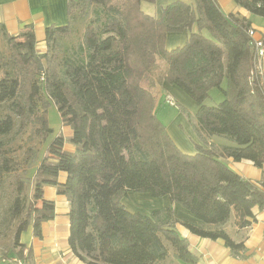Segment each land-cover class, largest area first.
I'll return each mask as SVG.
<instances>
[{"label":"trees","instance_id":"obj_1","mask_svg":"<svg viewBox=\"0 0 264 264\" xmlns=\"http://www.w3.org/2000/svg\"><path fill=\"white\" fill-rule=\"evenodd\" d=\"M232 1L264 18V0ZM154 2L67 0L68 22L45 28L43 53L32 26L12 35L0 24V177H15L7 215L19 220L0 264H34L20 235L31 226L41 238L42 224L54 218V202L43 195L47 185L68 200V245L86 264H155L170 254L196 264L199 256L178 224L246 256L244 241H235L224 226L232 221L240 231L256 221L255 208L264 210L263 184L227 163L264 165V79L252 73L251 22L238 12L224 13L217 0H174L159 17L142 8ZM79 19L85 22L81 41L64 44L60 36L71 34ZM180 32L185 43L167 49V34ZM261 40L264 45V33ZM166 84L197 105L193 153L182 151L157 117ZM214 88L223 99L207 103ZM51 103L71 127L73 150L64 148L61 134L51 140L26 199L18 164L7 154L8 137L16 118L18 130L30 126L46 139ZM213 137L229 145L216 146ZM130 192L167 196L170 204L131 210L124 202Z\"/></svg>","mask_w":264,"mask_h":264},{"label":"crops","instance_id":"obj_2","mask_svg":"<svg viewBox=\"0 0 264 264\" xmlns=\"http://www.w3.org/2000/svg\"><path fill=\"white\" fill-rule=\"evenodd\" d=\"M171 1L174 0H161L162 3L153 8L151 6L146 12L159 17L161 8ZM217 1L224 13L238 12L248 18L251 22V28L256 32L255 37H262L264 33L263 17L250 14L246 9L238 7L232 0ZM67 22V0H0V24L12 35H18L20 32L26 30V26L28 25L32 26L36 38V49L40 53L46 50L45 28L51 25L62 26ZM168 41L172 42V44H176L175 47L181 46L186 41V33L167 34L165 46L167 49H171L167 47ZM0 44H3L1 33ZM173 46L174 45L171 47L174 48ZM174 87L176 86L167 85V92L169 94L174 93L176 98L181 99L183 96H181L180 90ZM62 131L67 132L69 140L72 135L71 127L63 124ZM64 139V148L73 150L71 144L66 141L65 137ZM209 141L216 146L229 145L228 141L218 137H213ZM174 142L178 144L177 141L174 140ZM193 142L194 144L198 142L196 135L193 138ZM227 163L230 168L242 177L250 179L258 184H263L262 187L264 189V165L262 168H258L249 160L234 161L231 158L227 159ZM63 179L64 175L61 174L60 180ZM43 195L44 198L54 202V218L42 224L41 238L32 235L31 226L20 235V242L24 243L27 247H31L33 250V263L86 264L72 253L68 245L69 203L66 196L58 194L54 186L48 185L44 186ZM38 205H40V202H38ZM254 213L256 221L247 228L238 231L232 221H229L224 226L235 241H244L246 247L245 257L234 256L221 240L213 241L198 237L179 224L177 225V229L183 236L188 238L190 249L199 256L196 264H264V210L255 208ZM155 264L186 263L177 260L170 254L165 259Z\"/></svg>","mask_w":264,"mask_h":264},{"label":"rangeland","instance_id":"obj_3","mask_svg":"<svg viewBox=\"0 0 264 264\" xmlns=\"http://www.w3.org/2000/svg\"><path fill=\"white\" fill-rule=\"evenodd\" d=\"M160 3H162L161 0H156L154 3H143L142 8L144 11H148V8L158 6ZM84 28V20L79 19L74 23V31L64 37L60 36V38L64 40V44L76 46L82 39ZM172 45H174L173 47L176 46V44H172L170 41L167 42L168 48H172ZM0 50L5 51V48L1 44ZM222 87L225 88V84ZM177 90L180 89L178 88ZM165 92L159 97L156 109L157 117L166 126L170 136L178 142L177 145H179L178 147L182 151L193 152L195 151L193 142L195 135L191 126V120H193V116L197 110L196 103L181 90L179 91L181 92V96H183L181 99L176 98L174 93L173 95ZM168 95L173 98L175 105H171L165 101ZM221 99H223V93L220 89L214 88L210 91V97L206 102L213 104ZM47 122L48 126L52 129V133L46 139L36 135L30 126L18 130L16 118L14 129L8 137L7 154L18 164L16 173L20 176L18 179L21 181V196L26 197V199L31 197L36 167L43 156H45L47 146L51 140L61 134L69 143L67 132L62 131L63 122L54 103H51L47 108ZM14 181L15 177L12 174L0 177V253L9 252L12 248L15 228L19 221L18 219L10 221L7 215V210L15 193ZM26 202L28 201L26 200ZM124 202L128 209L140 212H146L149 209L160 208L170 204L167 196L152 197L150 194L144 192H130L128 197L124 198ZM24 217L25 213L22 214L21 218L23 219Z\"/></svg>","mask_w":264,"mask_h":264},{"label":"built area","instance_id":"obj_4","mask_svg":"<svg viewBox=\"0 0 264 264\" xmlns=\"http://www.w3.org/2000/svg\"><path fill=\"white\" fill-rule=\"evenodd\" d=\"M248 34L253 39V43H254V46L256 48V56H255V60L253 63L252 73L254 75H257V76L262 77L264 79V66H263L264 45L262 43L261 38L255 37V30L254 29L251 28L248 31ZM165 101L171 105H175V101L173 100V98L170 95L166 96Z\"/></svg>","mask_w":264,"mask_h":264}]
</instances>
